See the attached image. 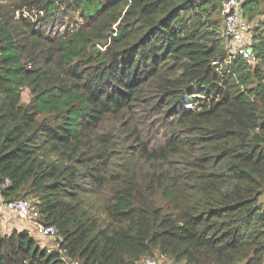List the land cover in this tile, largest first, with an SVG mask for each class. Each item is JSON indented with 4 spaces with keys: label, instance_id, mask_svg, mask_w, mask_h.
<instances>
[{
    "label": "trees",
    "instance_id": "trees-1",
    "mask_svg": "<svg viewBox=\"0 0 264 264\" xmlns=\"http://www.w3.org/2000/svg\"><path fill=\"white\" fill-rule=\"evenodd\" d=\"M222 1L0 0V190L63 237L0 264H264V21L227 61Z\"/></svg>",
    "mask_w": 264,
    "mask_h": 264
},
{
    "label": "built area",
    "instance_id": "built-area-1",
    "mask_svg": "<svg viewBox=\"0 0 264 264\" xmlns=\"http://www.w3.org/2000/svg\"><path fill=\"white\" fill-rule=\"evenodd\" d=\"M245 0H223L221 5V13L223 17V36L229 45V56L227 61L236 56H241L249 64L254 65L258 59L251 51V19L244 10ZM217 64V61L214 62ZM188 104V107H191ZM11 180L7 177L5 185H9ZM2 196L0 190V197ZM14 215L24 221H27L33 227V233L38 234L46 240L55 239L49 248L51 250H61V242L63 237L59 234L55 225L45 224L40 221V211L38 207L32 203L27 197L3 200L0 206V220H3L4 213ZM63 259L68 264H83L75 260L71 256L64 255ZM139 264H158V260L154 257H146Z\"/></svg>",
    "mask_w": 264,
    "mask_h": 264
},
{
    "label": "rangeland",
    "instance_id": "rangeland-1",
    "mask_svg": "<svg viewBox=\"0 0 264 264\" xmlns=\"http://www.w3.org/2000/svg\"><path fill=\"white\" fill-rule=\"evenodd\" d=\"M261 9L262 11L264 10V3H262V6H261ZM222 14V13H221ZM264 21V14L263 15H259L256 17V19H253L251 18V34L253 33L254 31V28H255V25H256V22L257 21ZM63 28V27H61ZM103 48V47H102ZM23 99L25 102H29L30 100V91L29 90H26L24 92V96H23ZM20 196H25L27 197L28 199H30L32 201L33 204L35 205H38L37 202H38V198L35 197L33 194H29V195H20ZM262 200H264V194L262 195L261 197ZM1 222V221H0ZM1 232L3 233H7L9 232L8 230H3L1 228ZM36 238L41 242V244L45 245V246H52L54 243H56L55 239H50V240H46L44 238H41V237H37ZM154 258H156L158 260V264H186L184 261H176L174 258H171L170 256H164L162 255L160 252L156 251L154 256H152Z\"/></svg>",
    "mask_w": 264,
    "mask_h": 264
},
{
    "label": "crops",
    "instance_id": "crops-1",
    "mask_svg": "<svg viewBox=\"0 0 264 264\" xmlns=\"http://www.w3.org/2000/svg\"><path fill=\"white\" fill-rule=\"evenodd\" d=\"M4 200L3 196L0 197V206H1V202ZM3 220H0V227L3 229V230H8V231H11L13 229H19V230H22V229H26V230H29V231H33V227L31 226V224L27 221H24L14 215H10L9 213L5 212L4 215H3ZM37 236H39L37 234ZM40 237V236H39Z\"/></svg>",
    "mask_w": 264,
    "mask_h": 264
},
{
    "label": "water",
    "instance_id": "water-1",
    "mask_svg": "<svg viewBox=\"0 0 264 264\" xmlns=\"http://www.w3.org/2000/svg\"><path fill=\"white\" fill-rule=\"evenodd\" d=\"M251 51H252V49H251Z\"/></svg>",
    "mask_w": 264,
    "mask_h": 264
}]
</instances>
